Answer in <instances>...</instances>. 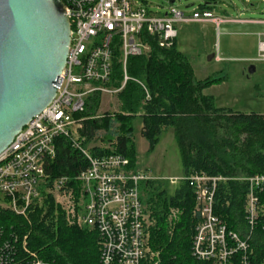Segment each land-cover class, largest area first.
I'll list each match as a JSON object with an SVG mask.
<instances>
[{"label": "built area", "instance_id": "obj_1", "mask_svg": "<svg viewBox=\"0 0 264 264\" xmlns=\"http://www.w3.org/2000/svg\"><path fill=\"white\" fill-rule=\"evenodd\" d=\"M64 9L70 39L59 87L52 102L0 154V210L25 217L34 204L40 203L42 192L51 194L57 197L69 226L97 231L100 264H145L149 218L140 184L154 180L132 169L122 155H92L80 138L83 120L73 115L84 112L91 96L117 95L128 81L141 88L144 102H148L146 86L127 74L128 59L147 55L148 42L152 40L159 48L172 47L181 25L211 23L219 28L222 24H259L263 31L256 34L257 53L252 61L264 64V20L219 17L200 7L187 14L173 4L159 15L138 0H66ZM116 53L122 73L119 88L109 85ZM59 138L70 142L87 167L72 179L61 177L49 183L45 170L55 157ZM223 180L206 175L179 180L187 182L194 192L193 216L197 225L191 256L198 262L232 264L234 255L240 252V264H250L247 241L228 232L225 223L213 213L216 186ZM243 181L249 187L246 221L251 232L257 220V193L264 192V175ZM172 211L170 217L175 216ZM0 264L53 263L28 247L27 236L5 232L0 226Z\"/></svg>", "mask_w": 264, "mask_h": 264}, {"label": "trees", "instance_id": "obj_2", "mask_svg": "<svg viewBox=\"0 0 264 264\" xmlns=\"http://www.w3.org/2000/svg\"><path fill=\"white\" fill-rule=\"evenodd\" d=\"M64 4L66 0H61ZM208 3L199 6L208 8ZM150 52L127 62L129 77L142 82L150 95L144 102L141 88L128 81L117 94L116 112L97 116L99 94L89 98L85 110L74 114L83 120L79 131L84 147L103 131V147L91 148L94 156L119 154L136 170V151L132 138L133 121H142L141 136L153 152L163 133L171 130L180 154L184 178L195 175L221 177L214 193L213 213L223 221L228 232L248 243L250 264H264V192H258L257 220L250 232L246 221L249 191L245 178L264 175V116L242 114L215 107L212 97L203 91L223 79L196 81L188 59L178 51L176 41L168 49L149 41ZM116 53L110 86L122 83L121 65ZM87 163L70 142L59 138L55 157L47 164L49 183L61 177L73 178L85 170ZM163 181L140 184L142 202L149 218L145 264H210L191 256L197 219L193 216L194 192L185 181L178 182L169 193ZM25 217L0 210V226L5 232L27 236L28 247L40 258L53 264H100L99 237L96 230L69 226L53 196L44 194ZM178 212L171 225L170 212ZM15 230V231H14ZM238 252L232 264H240Z\"/></svg>", "mask_w": 264, "mask_h": 264}, {"label": "rangeland", "instance_id": "obj_3", "mask_svg": "<svg viewBox=\"0 0 264 264\" xmlns=\"http://www.w3.org/2000/svg\"><path fill=\"white\" fill-rule=\"evenodd\" d=\"M138 2L147 7L150 12L159 15L165 13L170 2L173 7L187 14L211 2L208 9L215 16L264 20V0H138ZM259 30L261 28L232 27L231 25H220L218 29L213 25L201 24H186L178 27L177 49L191 64L194 79L196 81L223 79L220 83L203 91L204 96L213 98L216 108L264 116V64L241 60L248 55L252 57L256 38L239 34ZM216 53L221 58L219 62L210 58ZM251 66L254 67L253 73H249ZM118 107L117 95H102L97 116L116 112ZM141 129V119H134L132 138L136 151V170L147 173L152 180L166 183L171 194L179 180L184 178L173 132L168 130L163 133L154 151L149 153L148 143L141 136ZM103 136V131L96 133L95 141L89 145V149L103 147L104 144L101 141ZM53 199L55 205L61 209L57 197L53 196ZM172 212H175V216L171 215L169 219L173 226L177 221L178 212L176 210Z\"/></svg>", "mask_w": 264, "mask_h": 264}, {"label": "water", "instance_id": "obj_4", "mask_svg": "<svg viewBox=\"0 0 264 264\" xmlns=\"http://www.w3.org/2000/svg\"><path fill=\"white\" fill-rule=\"evenodd\" d=\"M69 39L61 0H0V154L54 99Z\"/></svg>", "mask_w": 264, "mask_h": 264}, {"label": "crops", "instance_id": "obj_5", "mask_svg": "<svg viewBox=\"0 0 264 264\" xmlns=\"http://www.w3.org/2000/svg\"><path fill=\"white\" fill-rule=\"evenodd\" d=\"M194 24L209 25V26L213 25L211 23H194ZM222 25H231L232 27H257V28H261V30L255 31V32H251V33H244V32L243 33H239L240 35H243V36H252V37L256 38V44L254 46V51H253L254 56L252 54V57H250V55H248V56H246V58L241 59L242 61H245V62L254 63L252 60L255 59L256 53H257V37H256V34L263 31V26H261L259 24H222ZM176 45H177V39H176ZM212 56H213L211 58L212 60L218 61V62L221 61V58L218 55V53L212 54Z\"/></svg>", "mask_w": 264, "mask_h": 264}, {"label": "bare ground", "instance_id": "obj_6", "mask_svg": "<svg viewBox=\"0 0 264 264\" xmlns=\"http://www.w3.org/2000/svg\"><path fill=\"white\" fill-rule=\"evenodd\" d=\"M15 231V230H14ZM48 260V259H47ZM51 262V261H50Z\"/></svg>", "mask_w": 264, "mask_h": 264}]
</instances>
